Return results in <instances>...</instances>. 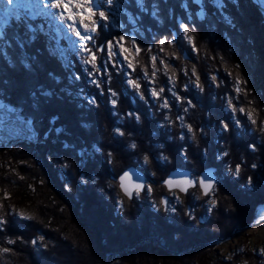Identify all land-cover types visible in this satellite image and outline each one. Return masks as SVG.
<instances>
[{
  "label": "trees",
  "instance_id": "obj_1",
  "mask_svg": "<svg viewBox=\"0 0 264 264\" xmlns=\"http://www.w3.org/2000/svg\"><path fill=\"white\" fill-rule=\"evenodd\" d=\"M140 3L147 8L142 10L137 0H115L113 6L97 0V11L109 17L90 42V46L105 49L97 52L101 73L94 78L100 88L89 83L91 78L83 69L90 66L82 65L76 53L67 50L66 58L57 52L56 44L43 33L46 19L28 21L36 30V39L26 51L11 40L20 35L18 22L11 20L4 26L9 40L3 45L7 55L0 56V98L33 120L37 139L0 149V216L7 220L0 232V264H107L108 254L115 252H123L116 264H196L195 259L197 264H231L208 257L212 246L207 244L256 220L257 208L264 205L263 11L252 0H238V4L237 0H220V4L216 0ZM182 3L187 7H181ZM182 24L190 27L198 51H193L183 36ZM121 35L130 50L126 54L129 59L122 64L116 56L109 60L106 48L107 41L115 42ZM172 36L176 37L174 44L160 45L161 39ZM133 39L141 48L139 54ZM31 55L38 56V72L24 71L18 64ZM152 56L157 57L155 83L149 82ZM161 60L168 65L166 70ZM129 61L135 71L127 68ZM193 67L203 91L195 87ZM73 73L81 78L75 79ZM237 75L248 81L241 85L248 90L247 95L235 92ZM169 76L175 77L174 87ZM128 78L138 79L143 100L126 83ZM152 87L157 91L164 88L161 100L149 94ZM40 89L56 95L42 99L35 94ZM110 92L117 93L115 109ZM92 96L98 107L85 102ZM164 97L170 108L159 107ZM229 99L236 112L227 108ZM241 107L245 112L239 111ZM249 111L255 124L246 114ZM128 112L138 114L140 121ZM221 122L228 123L230 131L222 132ZM116 127L125 135H117ZM133 143L135 149L131 148ZM82 150L86 155L81 156ZM108 152L113 153L111 164ZM161 154L168 157L167 162L158 159ZM145 155L149 164L143 161ZM132 165L149 179L153 188L150 196L142 193L140 198L129 200L121 193L118 175ZM212 165L218 168V183L214 192L217 204L211 212L207 209L209 195L204 196L197 187L180 193L175 212L164 210L160 200L170 193L164 181L171 170L186 167L199 174ZM236 165L241 166L239 178L228 172ZM81 176L87 183L81 182ZM249 176L253 178L251 188L245 184ZM20 212L32 218L22 219ZM34 239L35 245L31 243ZM4 248L10 251L5 253ZM201 252H206V257H201ZM247 258L246 264H263L255 252H248Z\"/></svg>",
  "mask_w": 264,
  "mask_h": 264
},
{
  "label": "snow or ice",
  "instance_id": "obj_2",
  "mask_svg": "<svg viewBox=\"0 0 264 264\" xmlns=\"http://www.w3.org/2000/svg\"><path fill=\"white\" fill-rule=\"evenodd\" d=\"M217 3H219V0H216ZM261 5H264V0H259ZM107 5L113 6L115 4V0H106ZM137 4L140 5L142 10H145L147 8V4H141L140 0H137ZM238 4V0H237ZM236 6V5H234ZM158 7V6H156ZM181 7H187L183 3L181 4ZM98 4L97 0H0V27L6 26L9 21L14 20L18 22V26L20 28V35L16 37H12L11 40L19 49L27 50L30 43L36 39L35 32L36 30L32 27V24L28 21L34 19L36 16H45L50 17L52 20H58L59 21V28L57 31H60L61 29L65 30V35H74L76 40L74 41V48L77 54L80 55V63L82 65H87L90 67H85L83 71L91 78L89 80V83L94 84L97 88L101 87V84L99 81H97L94 77L96 74L101 73V67L97 64L98 56L97 52H103L104 46H96L93 44L90 46V42H93L95 40V34L97 33V30L99 27L104 26V22L109 20V17L106 15L104 11H97ZM153 15H156L155 11L153 12ZM183 36L187 39V41L192 45L193 51H198L196 49L193 37L190 35V27L188 25H181ZM82 32L84 34H82ZM9 40V37L7 35V32L0 30V56H6L7 52L3 51V45L6 44ZM125 36L121 35L118 39L113 42V40H109L106 43L107 48V55L109 60H112L113 57L117 55V52L113 51L114 47L119 48V53L123 55L124 60H128L129 57L126 55L129 53V49L125 47L124 44ZM176 41V37L172 36L170 39H161L159 41L160 45H164L165 43L174 44ZM133 45L136 46V40L133 39L132 41ZM93 47L96 48V51H93ZM150 50V49H149ZM163 51V48L160 49ZM135 51L137 54L141 51V48L139 46L135 47ZM61 54H63V50L60 49ZM156 56H152V78L150 79V83H155V76L158 69H156ZM37 61L38 56L31 55L27 56L24 59H21L18 61L19 66L24 71H29L31 69H35L37 72L39 69L37 68ZM161 63L164 65L165 70L168 68L167 64H164V61L161 60ZM69 67H73V65H69ZM113 67H116V63L113 62ZM237 68H239V65H236ZM127 68L132 69L135 71V65L132 62L127 63ZM106 70V69H105ZM231 75V73H229ZM47 75L51 76V73H48ZM145 78H147V69L144 71ZM185 75H187V72H185ZM192 75L196 76V80L194 81L195 87L203 91V88L200 84V78L196 74V69L193 67L192 69ZM73 76L75 79H80L81 77L75 73H73ZM130 77V74H129ZM169 83L175 86V77L169 76L168 78ZM212 80L215 82L216 77L213 76ZM126 83L131 86L133 90L137 92V94L140 96V99H144L143 93L140 91L141 84L139 83L138 79H132L128 78L126 80ZM248 81L246 79H242L239 75L235 78V92L237 94L244 92L245 95L248 94V90L246 88H242L241 85H247ZM185 90L187 89V85L184 86ZM171 91V88L169 89ZM164 92V88L161 87L158 91L155 87H152L149 89V94L154 97L157 100H161V93ZM36 95L40 96L42 99H48L50 97H55L54 92H45L43 89H40L39 92L35 93ZM81 96H83V90H81L80 93ZM172 95L175 96V98L180 101L181 103L184 102V99L179 96L178 93L172 92ZM117 96V93L110 92V103L115 109L118 101L115 99ZM85 102L89 105L97 106L98 102L96 100V97H86ZM190 104L191 101H188ZM228 105L232 112H236V106L233 105L232 100H228ZM31 107V106H29ZM160 108H170V104L168 102L167 97H164L162 99V102L159 104ZM184 111H187L185 108ZM240 112H245V109L243 107L239 108ZM249 120L253 124L256 123L254 119H252V112L249 111L246 113ZM128 116L134 117V119L139 122L140 116L134 112H128ZM178 119H182L181 117H177ZM57 119L56 117H53L52 120ZM169 119V117L165 116V120ZM18 123L19 125L23 126L29 133L34 135V129H33V120L32 119H26L17 108L10 107L7 104L0 103V125L4 126L6 123ZM51 122V121H50ZM83 126V125H82ZM235 126L238 128L240 126V122L237 120L235 121ZM187 130L189 133H192V139L195 140V132L191 125L187 126ZM56 131H59V129H56ZM221 131L222 132H228L230 131L229 124L226 122H221ZM114 132L119 136H124L125 132L120 128L116 127L114 129ZM184 137L181 136V139ZM253 151L256 150L255 145H250ZM131 148L135 149L136 144H131ZM98 151V149H97ZM206 151V150H205ZM184 153V159H187V150H183ZM86 155V153L82 150L81 156ZM224 155H227V153H224ZM112 157L113 153L108 152L107 153V162L109 164L112 163ZM158 159H161L165 162L168 161L167 156H163L161 154ZM143 161L145 164L150 163V159L147 155L143 157ZM67 167V165H65ZM253 168H256V164H252ZM228 172L235 178H239L241 174V166L236 165V167L233 169L232 167L228 168ZM155 175V173H153ZM134 173L130 171H124L121 175L118 177V186L121 190V193L124 197H127V199L132 200L135 198H140L142 193H146L147 195H151L153 192V188L150 184H146L144 182H141L139 179H134ZM81 182L87 183V180L85 177H80ZM93 183H95V180H93ZM216 179L209 176L208 179H205L203 176L198 177L196 179H188L185 178L183 180H174V179H167L164 181V185L167 186L169 191H173L174 189H179L182 193H187L189 187H196L197 184L199 187L203 190V193L205 196L209 195V193H214L216 191ZM245 184L247 187L251 188L253 185V178L252 177H246ZM111 186V185H110ZM176 200H180V197L177 195L175 197ZM118 203L122 206L123 201H118ZM169 200L166 198H161L160 205L164 207V210L167 211L169 207ZM210 207L208 209L209 212L212 211L213 208L216 207L217 201L215 199H212L209 201ZM155 206V205H154ZM2 207V206H0ZM159 210V209H157ZM175 211V209H172ZM13 214H15L13 210ZM20 218L22 219H31V216H26L23 212L18 213ZM7 224V220L0 216V232L5 230V225ZM22 239V238H20ZM40 240H43V237H40ZM8 243H14V241L9 240ZM32 244H36L37 241L34 239L31 241ZM3 252L7 253L10 251L8 248L2 249Z\"/></svg>",
  "mask_w": 264,
  "mask_h": 264
},
{
  "label": "rangeland",
  "instance_id": "obj_3",
  "mask_svg": "<svg viewBox=\"0 0 264 264\" xmlns=\"http://www.w3.org/2000/svg\"><path fill=\"white\" fill-rule=\"evenodd\" d=\"M199 3H201L202 0H197ZM255 4L259 6V8L263 11L264 13V5H261L259 0H252ZM220 4V0L219 3ZM202 13V11L200 12ZM50 20V23L52 24V27L57 34L56 36L54 35L53 37H50V41L53 42V44H56V50L59 54H61L60 49L63 50V54L67 57V50L73 51L76 53L75 48H74V41L76 38L74 35H65V30L61 29L60 31H57L59 28V21L58 20H52L50 17H48ZM184 25V24H182ZM4 26L0 27V30L3 31ZM47 30H43V33H45ZM82 34H84L82 32ZM63 42L65 45H67L65 48ZM54 44V45H55ZM117 55L116 57L118 58V61L120 64H122L126 60L123 59V55L119 53V48L117 47ZM76 56L78 60L80 61V55L76 53ZM87 66V65H85ZM89 77V76H88ZM0 103L7 104L3 99L0 98ZM9 105V104H7ZM10 107H13L9 105ZM14 108V107H13ZM227 108H230L229 106ZM37 139V136L34 132V135L29 133L23 126L19 125L18 123L12 122V123H6L4 126L0 125V149L1 148H13L18 146L23 141H26L28 144H31V142H35ZM214 166V165H212ZM200 174V173H199ZM199 174H193L197 178L199 177ZM147 178V177H146ZM146 183H149V179H146ZM217 185V184H216ZM67 188V186H66ZM196 188V187H195ZM198 189L199 186H197ZM169 195L164 194L162 196L166 197L169 200V207L168 210L170 212H175L172 209L174 208L176 210V206L180 204L181 202V195L180 192L175 190V191H169ZM188 193V192H187ZM215 193H210L209 194V199L207 201V209H209L210 204L209 201L214 198ZM180 197V200H176V196ZM122 199L119 197L117 198V203L118 201H121ZM24 205H28V202H25ZM118 207L122 209L123 205L121 206L118 203ZM155 239V238H154ZM156 243L159 245L158 241L159 239H155ZM141 241V240H140ZM138 241V242H140ZM137 242V243H138ZM160 242V241H159ZM135 243V244H137ZM207 245L212 246V251L211 253H207L208 257H213L214 259L221 258L225 260L226 262H230L231 264H246L248 261L247 254L248 252H255L258 255L262 257V263L264 264V205H261L257 208L256 210V220L252 222L250 225H246L244 227L236 228L234 229L230 234H228L225 237H220L217 238ZM160 246V245H159ZM134 247L130 246V248ZM161 248L165 249L164 247L160 246ZM128 247V249H130ZM126 251V250H125ZM123 252H115V253H109L107 256V261L106 263L108 264H116L119 262V259L121 257V254ZM170 254V252H167ZM181 252H177V255ZM111 254V255H110ZM201 257H206V252H201L200 253ZM152 258L155 257V255L151 256ZM195 262L197 264V259H195ZM213 263V262H211ZM123 264H128V263H123Z\"/></svg>",
  "mask_w": 264,
  "mask_h": 264
},
{
  "label": "water",
  "instance_id": "obj_4",
  "mask_svg": "<svg viewBox=\"0 0 264 264\" xmlns=\"http://www.w3.org/2000/svg\"><path fill=\"white\" fill-rule=\"evenodd\" d=\"M185 58H187V54H186V53H185ZM217 170H218V168H217L216 166H208V167L204 168V169L200 172L199 177L203 176L205 179H208L209 176H211V177L215 178L216 181H217V183H218ZM124 171H130V172L134 173V177H133L134 179H139L141 182L146 183V179H147V178H146L145 173H144L140 168H138L137 166H134V165L129 166L128 168H126L125 170H123L119 175H121ZM119 175H118V177H119ZM169 178L174 179V180H183V179H185V178H188V179H196L197 177L193 175V172L191 171V169L186 168V167H177V168L171 170V171L168 173V175H167V177H166L165 180H167V179H169ZM217 183H216V184H217ZM146 184H147V183H146ZM197 186H199V185L197 184ZM197 186H196V187H197ZM165 187L167 188L166 185H165ZM191 188H195V187H189V188H188V191H189ZM199 188H200V187H199ZM167 190H168V188H167ZM175 190L179 191L178 188H177V189H174L173 191H175ZM200 190H201L202 194L204 195L203 190H202L201 188H200ZM168 191H169V190H168ZM179 192H180V191H179ZM180 193H182V192H180ZM182 194H186V193H182ZM209 194H210V193H209ZM204 196H205V195H204ZM163 198H166V197H163ZM166 199H167V198H166ZM158 243H159L160 246H162V247H164V248L166 249V246H165L164 243L159 242V241H158ZM110 255H111V254H110ZM107 262H108V261H107ZM108 264H109V263H108Z\"/></svg>",
  "mask_w": 264,
  "mask_h": 264
}]
</instances>
